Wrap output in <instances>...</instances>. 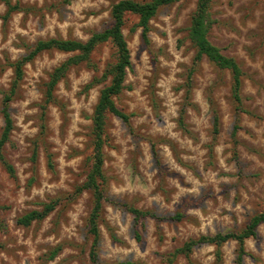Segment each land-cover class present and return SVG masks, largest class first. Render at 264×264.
I'll use <instances>...</instances> for the list:
<instances>
[{
  "label": "rangeland",
  "instance_id": "374dc122",
  "mask_svg": "<svg viewBox=\"0 0 264 264\" xmlns=\"http://www.w3.org/2000/svg\"><path fill=\"white\" fill-rule=\"evenodd\" d=\"M117 1L10 0L18 7L8 11L0 0V132L12 62L40 39L86 40L110 25ZM196 2L159 5L149 19L147 42L138 15H124L131 65L125 88L113 99L129 114V123L105 115L98 264H168L165 256L188 239L240 231L264 208V0H211L208 6V39L242 70L240 111L231 96L229 69L206 56L193 64L196 47L188 26ZM73 53L39 52L24 64L9 101L13 128L2 151L14 176L0 160V264H92L87 225L92 194L78 186L91 165V115L100 89L110 82L102 73L114 59V47L98 43L88 62L69 67L47 101L51 71ZM181 110L188 131L179 124ZM51 200L56 205L44 218L17 223L18 216ZM128 205L164 217L181 215L160 221L159 229L151 217L137 226ZM255 231L244 240L242 264H264V223ZM236 254L235 239L219 246L201 243L188 254L177 253L171 264H236Z\"/></svg>",
  "mask_w": 264,
  "mask_h": 264
},
{
  "label": "trees",
  "instance_id": "16d2710c",
  "mask_svg": "<svg viewBox=\"0 0 264 264\" xmlns=\"http://www.w3.org/2000/svg\"><path fill=\"white\" fill-rule=\"evenodd\" d=\"M8 7V11L18 7L16 4H11L10 0H3ZM177 0H118L111 6V23L102 30L93 32L86 40H78L71 38L50 37L38 40L32 45L28 52L17 58L12 62L13 66V79L9 89L4 92L1 100V113L3 116V127L0 132V160L5 169L11 176H14L13 166L6 160L3 155V145L9 140L10 131L13 128V121L9 111V101L12 99L16 92L19 81L23 76V66L26 62L32 60L39 52L49 49L57 48L63 51H73L71 56L63 60L59 65L54 67L51 71L49 79L46 82L45 96L46 100H50L53 96V89L57 81L63 77L71 65L80 63L82 61L90 60V53L94 47L101 42L110 41L114 47V59L109 61L102 73V76H110V82L102 87L99 92L97 102L93 108L91 115L92 122V144L93 152L91 154V165L86 175L84 182L78 186V191L81 189H89L92 194L93 205L88 214L87 225L88 232L91 234V244L89 247V258L92 264H98L97 245L99 238L98 218L102 207V200L104 198V184L106 181L103 172V144L105 115L111 112L119 116L123 121L129 123V114L120 109L114 102L113 96L118 95L124 88V80L126 70L130 67V52L127 41L123 35L122 27L124 24V15L126 12H132L138 15V25L141 26V36L143 41H148L147 32L149 29V19L155 14L157 8L161 4L171 3ZM211 0H197L196 7L192 13L190 24L188 26V35L196 47L193 64L197 63L203 56H206L211 62L221 68L229 69L231 73V96L235 103V110H241V96L239 93L241 84L242 70L237 61L232 57L222 53L221 49L213 44L208 39V30L211 25V19L208 12V6ZM193 67L188 69V82H190V75ZM93 82L86 84L90 87ZM189 97V85L186 89L185 98ZM183 112L179 114V124L186 131L183 121ZM218 115L216 112L213 114V131H218ZM239 128L236 119L233 123L231 130V137L236 142V132ZM56 205L55 200H51L43 204L41 209H32L22 215L18 216L16 221L22 225H29L33 220H40L51 212ZM4 205L0 204V210ZM128 210L133 214L135 225H141V220L144 217H151L158 222L157 228L159 229V222L165 219H172L180 217L177 212L174 215L164 217L158 215L151 209H141L131 205L127 206ZM264 223V208L250 217L246 225L240 231H227L224 233H215L212 235L202 234L197 238H190L183 243L182 246L176 248L165 256L168 264H171L175 255L179 252L188 254L192 248L201 243H213L217 246L223 242L235 239L237 241V254L236 264H242V258L245 253L244 240L249 236L256 234L255 228L258 224ZM0 218V226H3ZM136 237L139 238V231L136 229ZM161 237V235L159 234ZM112 237L114 235L112 234ZM217 257L220 256L218 248L216 249ZM130 263V262H126ZM125 263V264H126Z\"/></svg>",
  "mask_w": 264,
  "mask_h": 264
}]
</instances>
